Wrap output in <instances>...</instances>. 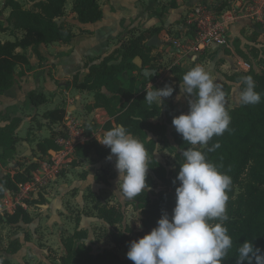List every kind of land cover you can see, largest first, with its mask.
<instances>
[{"label": "trees", "instance_id": "1", "mask_svg": "<svg viewBox=\"0 0 264 264\" xmlns=\"http://www.w3.org/2000/svg\"><path fill=\"white\" fill-rule=\"evenodd\" d=\"M28 1L30 6L27 8L23 7L18 0H5L4 2L5 7L10 10L5 18L6 25L4 26L0 21V32L8 31L14 35L20 31L22 34L12 41L0 39V93L11 87L15 64L28 63L24 53L28 47L32 46L37 49L52 42L67 43L74 36L73 26L68 25L64 18L67 0ZM170 5L174 4L171 2ZM162 8L164 9V6ZM71 9L80 23L96 22L102 18L103 14L99 0H72ZM157 32L158 30H154L152 34H157ZM152 48L146 46L145 31L130 34L118 50L119 57H121L118 63L111 62L112 56H108L99 64L90 65L89 72L82 81H78L77 76L73 77V86L78 91L94 92V99L87 104L86 110L102 107L112 118L103 125L104 131L116 124H123L133 136L143 142L148 153L152 154L157 144L161 143L164 148L174 154L175 158L174 167L170 171L153 156L148 159V185L153 187L159 182L163 188L154 198L147 190L132 200L139 208L141 230L133 232L128 225L121 228L125 219L121 205H110L99 200L93 204L97 217L108 224L105 231L114 247L126 245L129 241L150 231L162 213L168 212L171 215L175 204L176 185L173 184V180L178 171V164L182 160L177 148L191 147L188 142L183 141L175 128L171 131L174 145L169 143L167 137L168 126H172V117L185 112L184 108H180L171 100L164 102L161 109L157 104L149 106L144 100L145 88L134 95L135 78L130 79L131 84L127 88L120 83L124 70L131 67L138 69L132 62L136 56L141 58L143 66H149L147 72L152 71L154 75L159 70V67L151 63L153 58L150 56V50ZM19 49L23 52H17ZM234 52L237 55L238 69L227 75L226 81L219 82L225 93V101L234 90L230 83L238 84L245 75L253 77L256 83L255 90L261 94V101L256 105H240L237 103L238 96L232 107H228L225 103L231 116L229 130L225 131L222 136H214L208 142L207 147L201 149L209 161L230 175L232 179L230 190L227 193L229 220L225 223L228 234L233 239V247L229 250L224 264H235L238 243L246 239H250L255 247L264 252V61L260 71H256L247 53L238 48ZM37 55L41 59V55L39 53ZM173 71L181 73L180 81L186 72L179 68H173ZM103 87L111 93V96L102 92ZM242 88L243 84L239 83V92ZM28 98L34 105L46 101L43 94L36 92H30ZM44 115L53 121L62 120L64 109L56 107L46 111ZM161 116V120H155ZM16 125L17 119H14L0 128V159L4 162L11 159V153L17 142L13 134ZM216 142H219L220 147L214 151H208L207 149ZM56 148L55 138H45L38 142L40 156L48 155L50 150H56ZM109 154V148L102 146L95 138H92L77 145L75 157L70 164L76 166L82 163V159L88 158L101 160ZM35 166L36 162L33 161L24 170H17L13 175L5 174L0 180V199L14 192L18 183L26 181L30 170ZM237 188L239 191H236ZM20 220L30 221L29 215L21 207L13 213H0V224L17 223ZM86 237V231L75 230L72 235L62 239L64 253L59 258L60 264H133L127 256L123 257L114 248H104L94 253L92 246L84 242ZM19 247L20 244L17 241H11L7 252L15 253ZM0 261L2 264H12L7 257H0ZM244 264H247V261ZM253 264H255L254 261Z\"/></svg>", "mask_w": 264, "mask_h": 264}, {"label": "crops", "instance_id": "2", "mask_svg": "<svg viewBox=\"0 0 264 264\" xmlns=\"http://www.w3.org/2000/svg\"><path fill=\"white\" fill-rule=\"evenodd\" d=\"M217 1L99 0L102 18L93 23H80L74 14L75 25L72 28L74 36L69 42H52L37 49L28 47L24 51L28 63L15 64L11 87L0 93V128L17 119L13 131L17 142L11 153V159L6 162L0 159V180L5 174L13 175L17 170H24L29 165L22 166L23 164L20 165L18 162L29 161V158H32L33 162L40 158L38 142L60 135L67 116L76 117L88 131L96 133V138L103 135V125L112 118L102 107L86 110L87 104L94 99V92L78 91L73 86V77L77 76L78 81H82L89 72L90 65L99 64L108 56H112L111 62L118 63L121 59L118 50L128 37L123 38L124 35H128L127 30L145 31L146 41L154 35L158 37L161 44L151 46L153 48L150 50V56L153 58L151 63L156 62L157 67L161 63L164 64L166 58L172 59L171 63L167 64V69L159 68L154 75H151L153 77L145 75L146 70H149L148 65L135 64L138 69L132 67V71L131 68L124 70L122 74L127 73L128 77L126 76V80L120 77V83L127 88L131 84L130 79L135 78L134 95L143 88L148 89L149 82L153 87L158 86L165 82L166 77L167 81L176 86L181 93L179 79L181 73L174 72L173 68L187 71L195 65H202L217 83L226 81V76L238 69L234 50L238 48L247 53L246 45L256 41L249 38V35L256 32L264 37V27L250 26L244 21L238 22L230 28L229 47L224 49L213 47L196 54L193 58L177 60L168 49L171 45L170 41L191 37L193 34V30L185 24L186 14L193 6L199 3L216 4ZM171 2L173 6L170 5ZM125 30L127 33L124 32ZM154 30H158L157 34H152ZM256 42L260 43L258 40ZM17 52L23 51L19 49ZM37 53L41 55V59L38 58ZM148 72L152 73V71ZM230 84L233 86L236 83ZM30 92L43 94L46 101L39 105L32 104L28 98ZM102 92L111 96L104 87ZM56 107L64 109L62 120L53 121L45 117L46 111ZM158 118L161 120L162 116ZM107 157L101 160L82 159V163L71 167L70 172L54 182L53 188L42 192L28 204L25 211L30 217L29 222L20 220L17 223L0 224V230L3 231L0 237L6 239L0 257H7L12 264H25L24 260L28 255L37 260L46 259L51 249L58 247L59 261L64 253L62 239L65 236L72 235L75 230H84L87 232V237L91 236L92 228L97 223L108 227L105 221L97 217L92 206V208L87 207L89 201H86L85 197L87 195L100 197V202L110 205L119 204L123 210L125 205L121 197L115 193L118 175L115 157L113 156L111 160ZM91 174L95 177L92 184ZM105 195L108 197L105 198ZM2 203L0 199V207ZM130 205L131 203L127 206ZM3 226L11 230L8 232V238L4 237L6 231ZM11 241L20 244L15 253L7 252ZM109 242L111 247L108 249L114 248L110 238Z\"/></svg>", "mask_w": 264, "mask_h": 264}, {"label": "clouds", "instance_id": "3", "mask_svg": "<svg viewBox=\"0 0 264 264\" xmlns=\"http://www.w3.org/2000/svg\"><path fill=\"white\" fill-rule=\"evenodd\" d=\"M145 75L153 73L145 72ZM239 83L243 88L238 104L260 103L261 94L255 90L256 83L251 75L243 76ZM180 90L188 97V111L174 115L172 125L191 147L177 148L182 160L173 180L175 204L171 215L162 213L150 231L128 242L126 256L133 264H224L233 247L225 223L229 220L227 193L232 179L201 150L214 136H222L229 130L231 116L225 107V93L202 65H195L183 74ZM173 91L171 85L155 88L149 82L144 100L149 106L157 104L161 109L165 98L171 97ZM96 139L110 149L108 159L115 157L118 173L115 193L121 199L133 200L150 189L148 152L125 125L116 124ZM219 147L216 142L207 150ZM91 176L92 184L95 177ZM238 244L235 264L245 261L264 264V252L250 239Z\"/></svg>", "mask_w": 264, "mask_h": 264}, {"label": "built area", "instance_id": "4", "mask_svg": "<svg viewBox=\"0 0 264 264\" xmlns=\"http://www.w3.org/2000/svg\"><path fill=\"white\" fill-rule=\"evenodd\" d=\"M264 27V0H218L216 4L199 3L186 14L185 24L193 30L191 37L170 41L169 52L177 60L193 58L211 48L230 45L229 31L238 22ZM61 134L55 138L56 150L39 156L26 181L1 200V213H13L18 207L26 210L28 204L42 192L51 189L60 172L75 157L77 145L96 138L74 116L64 120Z\"/></svg>", "mask_w": 264, "mask_h": 264}, {"label": "rangeland", "instance_id": "5", "mask_svg": "<svg viewBox=\"0 0 264 264\" xmlns=\"http://www.w3.org/2000/svg\"><path fill=\"white\" fill-rule=\"evenodd\" d=\"M18 1L25 8L30 6V3L28 0H18ZM4 2H5V0H0V21L3 24H6L4 18L9 13L10 9L8 7H5ZM71 4H72L71 0L66 1L64 18L66 19L68 25L73 26V25H75V23H74V17H73L74 13L71 9V7H72ZM75 29L77 30V28H75ZM127 31H128V35H130V34H137V32H139L140 30L136 31L134 29H130ZM124 32L127 33L126 30ZM21 34L22 33L20 31H17L16 34H14V35L10 34L8 31H6L4 33L0 32V39H2L4 41L5 39L9 38V40L12 41L15 39V37L21 36ZM128 35L127 34L124 35L123 38L125 39V36H128ZM175 35L176 34H174V37H176ZM249 38H251L253 41L258 40V42H260V43H257L255 41L251 45H246V47H245V51L247 52V55H249L251 58V62H252L254 70L260 71V69L262 68V65H263V61H264V37H261L260 35H258V33L254 32V33H251V35H249ZM120 41H121V39H120ZM252 48H255V49L252 50ZM171 61H172V59L166 58V60L164 61V64L161 63V65L158 67L164 68V70H165L168 68L167 64H170ZM155 64H156V62H155ZM131 71H132V67H131ZM126 76L128 77L127 73L122 74L121 78L123 80H126V78H127ZM164 80H165V82L159 84L158 86H154V87L155 88H162L165 85H171L173 87L174 91H173L172 96L169 98V100L177 103L180 108H184L185 113H186L188 111V97H187V95L179 93L178 88H174V86L167 81V77ZM233 86H234V90L232 91L230 96L225 101V103L227 104L228 107H232L235 104V102L237 101V97L239 96L238 86H236V84H233ZM178 93H179V96H178ZM166 99L167 98H165V100ZM165 102H167V101H165ZM156 120H160V118H157ZM173 129H174V126H168L167 137H168L169 143L171 145H174V142H173V139L171 136V131ZM151 156H153L156 160L161 162L168 171L173 169L174 161H175L174 154L172 152H170L167 148H164L161 143L157 144L156 149L152 154L148 153V159ZM31 162H32V158H29V161L24 160V161H20L18 163L20 165L23 164L22 166H26V165L30 164ZM71 167H73V165L70 163L66 167H64V169L60 172V174L58 175L56 180H58L59 177H63L66 173L70 172ZM53 187H54V184L51 186V188H53ZM162 188L163 187L160 185L159 182L157 183V185L150 187V189L148 190L150 196L152 198L156 197L160 193ZM236 191H239V188H237ZM85 197H86V201H89V205L87 206L88 208H92L93 203L97 202L98 200L100 201V197H96L94 195L93 196L87 195ZM104 197L107 198L108 195H105ZM122 202L125 205L123 208V211L125 214V220H124L121 228H123V226H125V225H128L129 228H131L133 230V232H137V231L141 230L142 226H141L140 221H139L140 220L139 219L140 214H139V208L137 206V203L133 202L132 200H125V199H122ZM130 203H131V205L127 206ZM126 207H128V208H126ZM103 226L104 225H102L101 223H97L95 225V227L92 228L93 233L91 234V236H88L84 240V242L86 241L85 243L87 245L92 246V251L94 253L101 251L104 248H110L111 247L108 235L105 231V227H103ZM3 227L6 231L4 233V237L7 236V238H8V232H10L11 230L9 231L8 228H6L5 226H3ZM2 234H3V231L0 230V235H2ZM89 238H92V239H89ZM5 243H6V239L0 237V253L4 249ZM127 248H128V243L126 245L114 247V249L123 257H126ZM59 254H60L59 248L56 247L55 249H51V252H49L48 256H46V259L37 260L33 256L28 255V257L25 258L24 262H25V264H60V262L57 260L59 257Z\"/></svg>", "mask_w": 264, "mask_h": 264}, {"label": "water", "instance_id": "6", "mask_svg": "<svg viewBox=\"0 0 264 264\" xmlns=\"http://www.w3.org/2000/svg\"><path fill=\"white\" fill-rule=\"evenodd\" d=\"M160 44H161V42L156 35L152 36L149 40L146 41V46H148V47L158 46ZM133 63L136 64L137 66H141L142 60L139 56H136L133 60Z\"/></svg>", "mask_w": 264, "mask_h": 264}]
</instances>
